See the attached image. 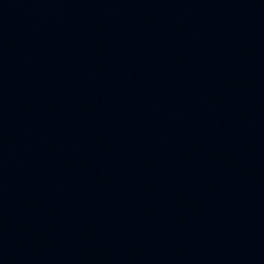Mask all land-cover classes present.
Listing matches in <instances>:
<instances>
[{
    "label": "water",
    "instance_id": "water-1",
    "mask_svg": "<svg viewBox=\"0 0 264 264\" xmlns=\"http://www.w3.org/2000/svg\"><path fill=\"white\" fill-rule=\"evenodd\" d=\"M0 264H264V0H0Z\"/></svg>",
    "mask_w": 264,
    "mask_h": 264
}]
</instances>
